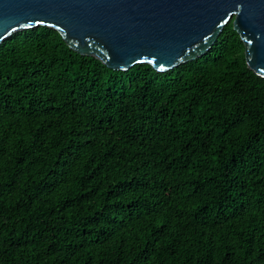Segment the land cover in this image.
Returning <instances> with one entry per match:
<instances>
[{"label": "trees", "instance_id": "trees-1", "mask_svg": "<svg viewBox=\"0 0 264 264\" xmlns=\"http://www.w3.org/2000/svg\"><path fill=\"white\" fill-rule=\"evenodd\" d=\"M0 264H264V76L233 21L168 71L45 25L1 43Z\"/></svg>", "mask_w": 264, "mask_h": 264}, {"label": "water", "instance_id": "water-1", "mask_svg": "<svg viewBox=\"0 0 264 264\" xmlns=\"http://www.w3.org/2000/svg\"><path fill=\"white\" fill-rule=\"evenodd\" d=\"M230 21L249 66L264 76V0H0V45L45 25L111 68L168 71L204 55Z\"/></svg>", "mask_w": 264, "mask_h": 264}]
</instances>
